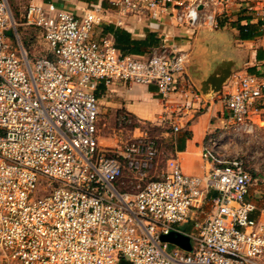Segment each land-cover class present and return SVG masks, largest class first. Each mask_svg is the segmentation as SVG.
<instances>
[{
    "label": "built area",
    "instance_id": "1",
    "mask_svg": "<svg viewBox=\"0 0 264 264\" xmlns=\"http://www.w3.org/2000/svg\"><path fill=\"white\" fill-rule=\"evenodd\" d=\"M250 1L110 0L111 9L78 15L29 4L17 19L0 0V264H264V219L247 200L264 172L254 175L251 156H227L224 135L209 134L207 173L185 174L171 154L153 175L160 149L151 129L174 139L193 109L180 100L202 102L186 76L188 52L163 40L146 57L124 55L96 34L112 10L118 27L166 16L219 29ZM255 1L248 11L264 12ZM20 28L42 40L40 55L25 48ZM117 84L155 85L163 112L155 121L115 116L110 145L101 142L98 92ZM224 86L232 141L264 115V69L236 71ZM171 234L188 237L191 250L163 241Z\"/></svg>",
    "mask_w": 264,
    "mask_h": 264
},
{
    "label": "crops",
    "instance_id": "2",
    "mask_svg": "<svg viewBox=\"0 0 264 264\" xmlns=\"http://www.w3.org/2000/svg\"><path fill=\"white\" fill-rule=\"evenodd\" d=\"M14 1L19 18L29 4L54 3L58 8L77 15L91 9L93 5L111 9L110 0ZM183 1L187 4L189 0ZM255 2L252 0L245 3L240 12L232 9L234 17L232 21L237 20V22L228 24L227 19H221L219 29L206 26L197 30L179 27L175 18L166 16L163 17V23L160 25L148 20L137 21L130 18L127 19V27H118L115 22L119 16L114 10L107 16L106 22L97 28L98 36L112 37L113 41V36L106 32L109 26L128 32L132 40L136 41H144L149 34H152L157 43L152 46H142L138 54H130L133 56L150 55L151 50L163 40H167L169 45L177 46L190 55L186 76L195 90L200 93L202 102H194L191 97L180 100L193 109L188 110L187 127L171 140L174 146L173 154L178 156L183 172L187 175L202 176L210 169L202 159V148L209 134L219 136L222 133L226 138L231 132L229 112L221 99L225 86H222L221 92L216 93L212 83H208L209 79L221 78L223 75L220 72L230 61L232 73L247 71L251 74H259L264 69V12H249L245 7ZM249 26L252 27V37L242 39L240 28L244 27L245 32H249L247 31ZM98 93L103 112L115 116L127 112L134 118L151 121L156 120L163 112L162 101L155 85L117 84L108 88L100 86ZM259 122L264 123V119H260ZM235 140L236 137L232 141ZM228 150L226 145L221 148L222 153L235 157L231 156ZM247 200L257 207L252 217L264 219V184L252 187Z\"/></svg>",
    "mask_w": 264,
    "mask_h": 264
},
{
    "label": "rangeland",
    "instance_id": "3",
    "mask_svg": "<svg viewBox=\"0 0 264 264\" xmlns=\"http://www.w3.org/2000/svg\"><path fill=\"white\" fill-rule=\"evenodd\" d=\"M8 4L10 5L14 16L19 19L18 17V10L15 9L14 0H7ZM24 11V10H23ZM234 22V23H232ZM232 24H235L237 20L232 21ZM21 29V28H20ZM22 30H24L22 28ZM24 33H21L22 41L25 46V48L30 52L32 55H40L42 53V50H45L44 43L39 38H34V34L32 35L31 41V49L28 48V45L30 43L29 35L26 33H30V30L26 32V30L23 31ZM12 36V33L10 34ZM231 62V61H230ZM228 62V66H225L223 68H230L231 63ZM231 69V68H230ZM221 75H223L222 72H220ZM104 122L106 126L103 128L102 132V139L101 142L104 144H110L115 145V135L113 132V129L115 127V121L116 118L115 115L103 112L101 109ZM256 127L255 131L251 134L247 133H241L236 137L235 141H229V138L231 139L232 136V126H231V132L229 135L226 136V141L223 143V145L227 146V149H229L227 152L231 154V156H251L253 159L249 161L250 168L252 169L255 176L257 174H260L259 172H264V123L259 122L258 118H255ZM261 119H264V115L261 116ZM155 121V120H151ZM168 130L167 128H153L150 131V135L153 137L158 138V145L160 149V158L158 162V167L156 168V171L153 173L154 176H158L162 173V171L165 169L166 159L174 153V146L172 145L171 139L166 137V135L163 133L164 131ZM235 139V138H234ZM229 147V148H228ZM209 209H206L205 211L208 212Z\"/></svg>",
    "mask_w": 264,
    "mask_h": 264
},
{
    "label": "trees",
    "instance_id": "4",
    "mask_svg": "<svg viewBox=\"0 0 264 264\" xmlns=\"http://www.w3.org/2000/svg\"><path fill=\"white\" fill-rule=\"evenodd\" d=\"M251 26L248 27L249 32H245V28L241 27V37L242 39L251 38L252 37V30ZM24 30L21 29V33L23 34ZM27 32V31H26ZM106 32H108L111 36H113L115 41L116 48L121 51L124 55H130V54H138L140 51V48L142 46H152L157 43V41L154 39V36L152 34H149L144 41H136L132 40L130 34L124 30L116 29L113 26H109L106 28ZM27 35L31 36L30 33H26ZM30 43L28 45V48L31 49V37H29ZM32 55V54H31ZM119 264H128L125 261H121Z\"/></svg>",
    "mask_w": 264,
    "mask_h": 264
},
{
    "label": "water",
    "instance_id": "5",
    "mask_svg": "<svg viewBox=\"0 0 264 264\" xmlns=\"http://www.w3.org/2000/svg\"><path fill=\"white\" fill-rule=\"evenodd\" d=\"M225 66H228V64H226ZM222 73H223V76H221V78L211 77L208 81V83H212L213 89L216 93L221 92L222 86L227 82V80L230 78L232 74L229 67L225 68L222 71ZM163 241L178 245L187 251L191 250L190 239L186 236L171 234L169 236L163 237Z\"/></svg>",
    "mask_w": 264,
    "mask_h": 264
}]
</instances>
